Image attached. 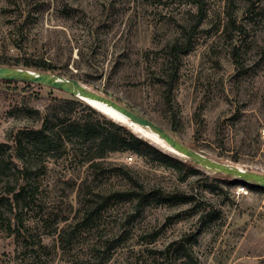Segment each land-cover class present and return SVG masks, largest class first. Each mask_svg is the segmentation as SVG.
Wrapping results in <instances>:
<instances>
[{"label":"rangeland","instance_id":"rangeland-1","mask_svg":"<svg viewBox=\"0 0 264 264\" xmlns=\"http://www.w3.org/2000/svg\"><path fill=\"white\" fill-rule=\"evenodd\" d=\"M0 56L21 61L15 67L28 58L51 61V72L74 74L187 146L264 173V0H204L201 7L193 0H0ZM85 99L45 84L0 81V155L19 157L39 188L25 221L29 245L0 216V264H127L152 245L192 233L197 264H264V187L201 165L189 173L135 148L92 167L83 157L97 142L75 127L58 146L34 145L31 129L47 113L56 119L68 111L103 132L124 125L187 162L149 127ZM152 188L196 199L139 205L112 196ZM203 199L219 218L202 219ZM155 230L160 236L150 244Z\"/></svg>","mask_w":264,"mask_h":264},{"label":"trees","instance_id":"trees-1","mask_svg":"<svg viewBox=\"0 0 264 264\" xmlns=\"http://www.w3.org/2000/svg\"><path fill=\"white\" fill-rule=\"evenodd\" d=\"M193 1L198 3L200 7L204 3V0ZM20 62L21 61H16L13 63L7 57L0 56V65L18 66ZM22 66L26 68L40 69L43 71H53L56 68L54 63L44 58L25 59L22 61ZM60 74L63 75L64 73ZM70 75L72 78H76L74 74ZM168 80L169 81L166 83V87L164 89V96L167 102L171 104L172 78H169ZM0 81L3 83L21 82L7 79H0ZM21 83L26 86H34L35 84H38L30 82ZM66 100L76 102L75 99ZM56 116V119H54L50 114L47 113L41 127L31 129L34 145L44 142L50 147L58 146L60 142L62 143L65 140L67 128L75 127L79 128L83 132V135L86 136V139L97 142L95 151L90 150L84 152L83 162H90V166L92 167L99 168L111 152L135 148L141 155H147L155 160L164 161L171 166L182 165L188 169L189 173L197 172V164H195L192 159L187 158V162L177 160L172 156L162 152L148 141L135 136L124 125H116L111 123L112 128L107 132H103L102 127L99 124L96 123L93 125H88L86 121H81L68 111L61 112ZM17 143L19 144L17 146H22V138L18 137ZM16 158L19 157H15L13 153L8 155H0V183L3 182L0 187V216L7 219V223L5 224L6 229L10 233H15L18 237H24L25 243L29 245V241L32 236L27 235L28 228L25 224V221L27 220L32 207L36 204L37 200H39V188L30 181V169H28L25 164L20 166L17 163ZM116 168L117 167H114L112 169L117 170ZM122 172V174L130 178V180H133L131 175L125 173V171ZM217 172L221 173L220 171ZM226 176H229V174H226ZM237 180L240 181L239 179ZM252 184L254 185L248 186L250 188L257 187V184ZM112 196H114L118 201L136 199L139 205L152 204L156 200L168 203L173 199H176L178 202L186 203L189 200L196 199L195 195H189L184 191L165 192L160 188H152L150 191H134L131 189H125L121 191L118 190L114 192ZM202 202L203 204H206L208 208V211L205 213V215H203L202 219L212 221L220 217L219 210H217L211 202L207 201L206 199H203ZM8 213L13 214V217L8 215ZM12 218L15 221L16 226H13ZM151 234L153 235L147 242L154 244V242L160 236V231L155 230ZM184 236L168 241L163 247L152 245L151 247L146 248V250H143L134 259L128 261L127 264H197V260H194L193 249L196 233H192L191 235L185 237Z\"/></svg>","mask_w":264,"mask_h":264},{"label":"water","instance_id":"water-1","mask_svg":"<svg viewBox=\"0 0 264 264\" xmlns=\"http://www.w3.org/2000/svg\"><path fill=\"white\" fill-rule=\"evenodd\" d=\"M0 79L45 84L84 100H86L85 98L87 97H92L109 102L115 108L120 110L128 120L149 127L151 130L157 132L159 137L162 138L166 144L183 156L192 159L195 164L233 175L240 181L242 180L246 183L251 182L264 187L263 172L245 169L237 165L210 158L203 151L196 150L184 144L161 125L141 115L140 113L133 111L129 107L119 103L111 97L89 88L77 78H66L51 71H36L31 68L0 65Z\"/></svg>","mask_w":264,"mask_h":264},{"label":"bare ground","instance_id":"bare-ground-1","mask_svg":"<svg viewBox=\"0 0 264 264\" xmlns=\"http://www.w3.org/2000/svg\"><path fill=\"white\" fill-rule=\"evenodd\" d=\"M88 98H90L91 100L96 101V102H98V103H100V104H102V105L107 106L108 109L111 110V111L113 112V114L116 115V116H119L120 114L124 115L120 110H118L117 108H115V107H114L113 105H111L109 102H106V101H104V100H100V99H97V98H92V97H88ZM152 131H153V130H152ZM153 132L156 133V135L159 137V135H158L157 132H155V131H153ZM159 138H160V137H159ZM160 139H162V138H160ZM162 140H163V139H162Z\"/></svg>","mask_w":264,"mask_h":264},{"label":"built area","instance_id":"built-area-1","mask_svg":"<svg viewBox=\"0 0 264 264\" xmlns=\"http://www.w3.org/2000/svg\"><path fill=\"white\" fill-rule=\"evenodd\" d=\"M262 133H263V137H264V129L262 130Z\"/></svg>","mask_w":264,"mask_h":264}]
</instances>
